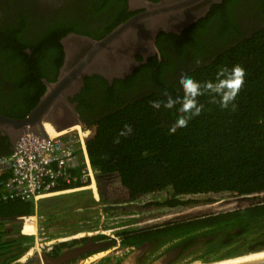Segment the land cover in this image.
I'll return each mask as SVG.
<instances>
[{
  "label": "trees",
  "instance_id": "16d2710c",
  "mask_svg": "<svg viewBox=\"0 0 264 264\" xmlns=\"http://www.w3.org/2000/svg\"><path fill=\"white\" fill-rule=\"evenodd\" d=\"M102 1L104 7L99 10L105 14L113 5L117 9L95 35L75 20L54 22L32 39L19 24L0 29V56L17 65L18 82L24 88L34 89L31 97L26 93L29 101L22 113L0 110L2 115L23 119L36 107L47 90L41 80L55 82L64 63L63 37L76 33L100 40L140 12H129L127 0ZM157 47L161 59L149 58L132 76L113 84L98 76L86 78L81 93L71 100L79 102L77 110L86 109L83 98L96 86L98 100L108 105L84 125L92 131L86 146L97 185L99 190L100 183L106 186L105 198L101 191L99 196L116 206L103 207L105 222L104 215L91 220L105 225L137 223L119 226L115 236L122 247L154 241L158 250L178 241L186 250L191 240L206 238L205 251L221 253L215 261L264 251V0H224L181 35L161 33ZM235 65L243 67L246 76L234 106L222 108L218 97L214 102L205 93L198 98L201 114L186 128L169 133L180 113L157 111L152 102L165 100V92L183 96L182 74L203 83L215 80L220 69ZM121 92L133 97L128 99ZM125 126L132 131L121 135ZM11 152L8 138L0 136V156ZM75 187L81 186L58 189ZM84 192L74 198L60 197L64 199L58 200L63 205L60 217L69 214L70 203L75 208L97 204L92 190ZM117 202H125L129 210H117L121 207ZM53 214L51 208H41L43 230L45 220L57 223ZM34 215L33 201L0 202V264L15 263L33 246L35 231L23 220ZM59 228L64 231L62 225ZM71 228L68 224L66 232ZM77 228L71 233L85 229ZM86 239L63 243L51 255L57 257ZM95 240L117 243L105 235Z\"/></svg>",
  "mask_w": 264,
  "mask_h": 264
},
{
  "label": "water",
  "instance_id": "95a60500",
  "mask_svg": "<svg viewBox=\"0 0 264 264\" xmlns=\"http://www.w3.org/2000/svg\"><path fill=\"white\" fill-rule=\"evenodd\" d=\"M223 1L162 0L154 3L148 0H129L131 10L140 12L102 39L68 34L61 40L65 60L56 81H44L46 92L25 118H9L0 113V136L8 138L10 150L13 151L17 141L25 133L48 138L49 133L79 124L72 122L60 128L54 121L61 111L66 114L72 109L77 115L76 103L71 100L81 93L86 78L98 76L110 84L115 80L127 79L137 68L146 64L149 58L159 56L161 59L157 47V38L161 33L181 35L185 29L205 18L214 5L222 4ZM138 57L142 60L139 61ZM47 125L49 129L46 128ZM109 246L111 244L76 247L57 257L36 254L22 264H67L91 250L101 251ZM144 249V245L139 247V254ZM179 253V250L170 251L160 263L168 264ZM253 264H264V261Z\"/></svg>",
  "mask_w": 264,
  "mask_h": 264
},
{
  "label": "flooded vegetation",
  "instance_id": "af4514ba",
  "mask_svg": "<svg viewBox=\"0 0 264 264\" xmlns=\"http://www.w3.org/2000/svg\"><path fill=\"white\" fill-rule=\"evenodd\" d=\"M127 3L128 11L134 12L131 10L132 7L129 0H127ZM100 7H104L102 0H0V29L19 24V28L21 27L24 30L23 32L26 37L32 39L54 22L75 20L84 25L86 24L94 34L104 28L107 23L106 19L112 18L117 9V6L113 5L111 10L105 14V12L99 10ZM26 53L30 55L31 50L27 49ZM19 71L14 62L3 60V57L0 56V110L5 113H22L26 103L29 101L26 93H29L31 97L34 92V89L29 87L26 89L18 82L19 77L17 74ZM41 81L44 83L48 79L43 78ZM120 95H124L128 99L133 97L132 93L125 94L121 92ZM100 98V93L97 91V87L94 86L92 94L86 95L83 98L84 103L87 104L86 109L80 107V111L77 110L79 102L75 101L77 115L73 113L72 109L68 110L69 114H63L61 111L58 118H55V124L63 126L72 122L85 124L88 121H92L99 113L107 110L108 105L104 100H98ZM111 106L113 107V105ZM46 128L49 129L50 127L47 125ZM74 129L77 128H69L63 131V133ZM97 236L92 234L87 237L86 241L74 244L73 247L67 250L92 244L104 245L101 241L95 240ZM205 241H207L206 238L191 240L188 242L189 248L186 250L185 245H180L178 241H174L156 250L157 243L151 241L145 243L143 253L139 254V247H136L125 258H120L114 252H109L101 257L102 261L100 260V263L94 264H161L160 261L167 253L178 250L180 253L168 264H208L214 262L215 258L220 257L221 253H218V251H205ZM105 244H112V242H106ZM103 251L105 250H91L67 264H75L78 261L93 258L96 254Z\"/></svg>",
  "mask_w": 264,
  "mask_h": 264
},
{
  "label": "built area",
  "instance_id": "2783aa9c",
  "mask_svg": "<svg viewBox=\"0 0 264 264\" xmlns=\"http://www.w3.org/2000/svg\"><path fill=\"white\" fill-rule=\"evenodd\" d=\"M69 128L74 131L63 133ZM49 133L44 138L33 133L23 134L17 141L14 150L7 156H0V202L33 201L37 203L51 196L67 193L94 190L96 173L88 155L86 141L92 131L84 124ZM71 189L59 190L61 185H77ZM34 219L35 221H30ZM24 225L35 227L34 244L29 251L13 264H22L36 254H52L55 249L66 242H73L94 235H106L99 229L93 232L77 231L67 233L64 237H51L39 224V214L26 217ZM72 232V231H71ZM117 245L96 254L90 260L97 263L99 256L114 252L116 256L125 258L136 247H122L120 240L114 236ZM101 258V257H100ZM90 261V262H91Z\"/></svg>",
  "mask_w": 264,
  "mask_h": 264
},
{
  "label": "clouds",
  "instance_id": "9594fccd",
  "mask_svg": "<svg viewBox=\"0 0 264 264\" xmlns=\"http://www.w3.org/2000/svg\"><path fill=\"white\" fill-rule=\"evenodd\" d=\"M245 76V69L239 65H235L231 69L222 68L218 71L215 80L203 83L182 74L179 83L183 90V96L173 97L165 92L166 99L153 101L151 107L157 111L161 108L176 109L180 113L168 128L169 133L174 134L177 129L186 128L191 119L201 114L203 105L199 103L198 98L205 93L211 94L214 102L218 97L222 108L227 109L230 105L234 106L236 97L245 83ZM177 104L180 105L179 108H176ZM131 131V127L125 126V131L120 134H130Z\"/></svg>",
  "mask_w": 264,
  "mask_h": 264
},
{
  "label": "rangeland",
  "instance_id": "374dc122",
  "mask_svg": "<svg viewBox=\"0 0 264 264\" xmlns=\"http://www.w3.org/2000/svg\"><path fill=\"white\" fill-rule=\"evenodd\" d=\"M93 189H94L93 190V197L97 201L96 205H94V203H91L92 205H89L87 207L75 208L74 207L75 205L70 203L68 205V207L70 208L69 209V214L64 215L63 217H60V214L58 213V210H63L62 209L63 205L59 204L58 200H64V199H61L60 197H63V196L67 197L68 196V198H69L71 196V197L74 198V197H76V195L78 196L77 193H83L84 191H88L90 189L83 190V191H80V192L67 193V194H63V195H59V196H51L49 198L42 199V201L39 202V204L43 207L44 210L45 209L48 210V209L51 208L52 212L56 213V214H53V216L56 218L57 223H60L61 225H62V223H64V225L66 227H67L68 224L72 225L73 228H71L69 230H71V231L72 230H76V229L78 230L79 228H77V226H80V227L82 226L83 228H85L84 230H82V232L85 231L86 233L87 232L98 231L99 229H101V230H103L106 233L105 236L110 238L112 241L114 240L113 237L115 236L116 231L119 228H121L119 226L130 224V225L135 227L137 225V223H135V222L121 223L122 225L121 224L105 225V223L104 224L103 223H96V222H94V220H91L92 216L102 217L104 215L103 217H104V222H105L107 218H106V216L104 214V213H106V210H104V208H106V207L112 208V207L116 206L115 203H105V202H103L101 200L103 198H101L99 196V194H100L99 191H101L103 193L104 198H105V194H106V186H105L104 182L100 183V190H99V186L98 185H96V187H93ZM84 194H86V193L84 192ZM88 202H91V201L88 200ZM117 205H121V207H118L117 210L123 211L125 213H126V211L129 210V208H126V203L125 202H117ZM59 208H61V209H59ZM130 209L135 210L136 208H130ZM127 214H129V213H127ZM137 215H140V214L137 213ZM44 219H47V218L44 217ZM101 220H102V218H101ZM41 221L42 220H41L40 215H39V224H40V226H41ZM95 221H97V220H95ZM49 223H50L49 221H44L43 222L44 228H48ZM41 228H42V226H41ZM62 230L63 229H61V231ZM63 234L66 235L67 233H63ZM116 245L117 244H111V246H109V247L111 248V247L116 246ZM109 247L107 249H109ZM100 257H102V255L99 256V258H97V261L99 263H100V260H101ZM90 261H91L90 258H87V259H84L82 261H78L75 264H94V260L91 261V262Z\"/></svg>",
  "mask_w": 264,
  "mask_h": 264
},
{
  "label": "bare ground",
  "instance_id": "6f19581e",
  "mask_svg": "<svg viewBox=\"0 0 264 264\" xmlns=\"http://www.w3.org/2000/svg\"><path fill=\"white\" fill-rule=\"evenodd\" d=\"M74 130H70V131H74ZM30 221L34 222L35 220L31 219ZM26 226L29 228H32L35 231V227L27 225V224ZM262 261H264V251L257 252V253L255 252L249 255L240 256L236 258H231V259H226V260H221V261L219 260V261L208 263V264H253V263H258ZM195 264H201V263H195Z\"/></svg>",
  "mask_w": 264,
  "mask_h": 264
},
{
  "label": "crops",
  "instance_id": "0c3cea01",
  "mask_svg": "<svg viewBox=\"0 0 264 264\" xmlns=\"http://www.w3.org/2000/svg\"><path fill=\"white\" fill-rule=\"evenodd\" d=\"M42 201V200H41ZM41 201H39V202H41ZM39 202H37V203H34L35 204V214L36 213H40L41 214V205L39 204ZM39 211V212H38ZM39 214V215H40ZM40 218H41V216H40ZM42 220V219H41ZM45 221H48V220H45ZM61 226V224L60 223H55V222H50L49 223V225H48V228H45L46 229V232L48 233V235L50 236V235H57L56 237H64L65 235L63 234V233H65L66 231H68V229H67V227L64 225V223H62V226L64 227V231H61V229L59 228ZM22 227H24L23 225H22ZM43 229V228H42ZM73 231V230H72ZM69 233H71V232H69ZM60 234V235H59Z\"/></svg>",
  "mask_w": 264,
  "mask_h": 264
}]
</instances>
